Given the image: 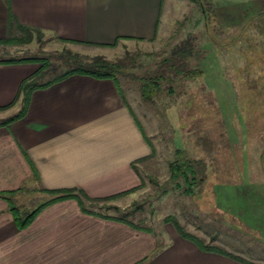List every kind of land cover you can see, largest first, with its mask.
<instances>
[{
  "label": "crops",
  "instance_id": "0c3cea01",
  "mask_svg": "<svg viewBox=\"0 0 264 264\" xmlns=\"http://www.w3.org/2000/svg\"><path fill=\"white\" fill-rule=\"evenodd\" d=\"M164 2L0 0V39L23 25L105 56L102 51L117 45L156 39ZM251 2L257 12L264 11V0ZM232 11L229 6L219 10L225 23L237 24L240 19L233 20ZM34 71L32 63L0 62V264H242L201 249L174 229L134 226L88 210L75 197L46 204L20 225L14 215L23 218L37 206L12 211L14 200L26 197L25 185L45 195L42 203L52 191L65 189L82 190L90 198L119 194L117 200L128 203L138 192L145 164L158 167L127 94L110 78L75 73L35 87L25 113L2 124L21 110L19 85ZM259 159L263 166L264 148ZM218 185L221 211L264 236V195L244 185L246 202L241 203L237 187L228 191L221 181ZM226 202L231 208H225Z\"/></svg>",
  "mask_w": 264,
  "mask_h": 264
},
{
  "label": "rangeland",
  "instance_id": "374dc122",
  "mask_svg": "<svg viewBox=\"0 0 264 264\" xmlns=\"http://www.w3.org/2000/svg\"><path fill=\"white\" fill-rule=\"evenodd\" d=\"M251 1L210 0L207 19L197 2L165 0L156 39L117 45L102 51L105 56L93 54L91 46L61 41L46 33L39 36L34 30L27 41L0 44L1 59L41 57L49 62L37 83L65 70L60 58L65 50L125 60L118 83L153 144L158 167L145 164L143 184L128 203H121L118 196L95 201L82 198L85 208L105 215L127 212L136 225L159 231L171 228L179 233L177 222L204 244L248 263L264 264L262 233L251 230L254 227L246 222L239 224L230 211L222 212L217 195L220 181L228 191L237 187L239 197L247 191L244 185L264 195V165L259 159L264 148V11L257 12ZM223 6L233 9L229 14L236 15L235 21L239 17L237 24L224 22L219 12ZM11 37H22L21 32ZM188 39L192 42L188 67L202 71L196 78L174 76L163 64L172 50ZM27 63L34 64L36 71L41 62ZM160 69L165 70L160 90L151 101L142 99L140 78L152 77ZM176 149H183L193 160L191 185L182 177L169 178L168 163ZM22 191L27 194L14 200L17 207L31 208L32 203L38 205L46 198L32 184ZM241 200L246 202L244 196ZM225 208H231L228 202Z\"/></svg>",
  "mask_w": 264,
  "mask_h": 264
},
{
  "label": "trees",
  "instance_id": "16d2710c",
  "mask_svg": "<svg viewBox=\"0 0 264 264\" xmlns=\"http://www.w3.org/2000/svg\"><path fill=\"white\" fill-rule=\"evenodd\" d=\"M194 2H197L199 6L204 8V13L206 18L208 19L209 14V3L210 0H191ZM202 11V10H201ZM19 31L21 32L22 37H7L5 39H0V44H12V43H18V42H24L25 40H29L31 38L32 29L19 25ZM36 32L41 35V32L39 30H36ZM182 45L177 46L172 50V53L168 59L163 60V64L167 66V70H169L174 76L181 75L184 78H196L202 74V71L200 69H192L188 67L186 59L190 57L192 54V42L191 40H186ZM63 55L60 57L63 59L66 67L65 70L56 76H54L52 79L46 81L45 83H37L36 80H38L42 75H44V72L46 70V67L49 66V62L44 58L41 57H20V58H7V59H0V62L4 63H24V62H41L38 69L27 79L23 80L18 89L17 96L23 94V105L21 110L14 116L9 117L7 119H4L1 121L2 124H8L14 119L22 116L25 113V109L27 106L28 96L31 90L35 87L39 86H45L49 84L50 82L65 78L68 75L71 74H84L89 75L95 78H110L115 81L116 84H118V78L117 75H119L124 68L126 67L125 60H110L102 55H93V56H85L80 53H72L68 50L62 51ZM61 55V54H60ZM165 73V70L159 71L158 74L153 75L152 77H141L140 80V95L142 99L146 101H151L153 97L157 94V92L160 90L159 86V80L163 78V74ZM17 98V97H16ZM168 170H169V178L170 180H177L178 178L182 177L185 182L189 185H191L193 182H189V176L194 177L195 171L193 167V160H191L187 155L186 152L183 149H176L175 150V157L172 161L168 163ZM143 184V181L141 180V184L136 187L139 188ZM135 190V189H131ZM129 192V191H127ZM186 192H190L189 189L186 190ZM53 196L45 201L44 203L37 205L35 208H33L30 211L24 212L23 218H17V215L15 214L16 220H18L20 225H25L28 223L35 214L46 204L67 198V197H75L80 202L82 198H85L87 200H99L98 198H90L88 197L82 190H74V189H65V190H58V191H52ZM123 194V193H120ZM119 194L104 197V198H114L117 197ZM101 199V198H100ZM82 203V202H81ZM12 211H18V207L15 205H11ZM128 213L122 212L120 215H115L112 217H115L121 221H124L126 223H129L131 225L135 226V223H133L131 220L127 218ZM176 227L178 228L179 233L192 241H194L201 249L209 250L212 252L220 253L227 255L229 257H233L236 260L242 261L246 264H251L243 260L242 258L236 257L229 252L223 250L222 248L211 246L204 244L199 238L193 236L192 234L186 232L182 227L178 225L177 222H175Z\"/></svg>",
  "mask_w": 264,
  "mask_h": 264
},
{
  "label": "water",
  "instance_id": "95a60500",
  "mask_svg": "<svg viewBox=\"0 0 264 264\" xmlns=\"http://www.w3.org/2000/svg\"><path fill=\"white\" fill-rule=\"evenodd\" d=\"M201 9H202V12L204 13V8L202 7ZM204 14H205V13H204Z\"/></svg>",
  "mask_w": 264,
  "mask_h": 264
}]
</instances>
